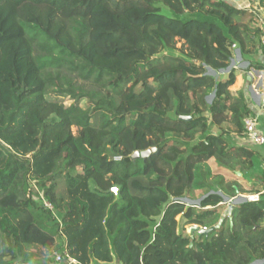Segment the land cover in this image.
Returning a JSON list of instances; mask_svg holds the SVG:
<instances>
[{"label":"trees","instance_id":"trees-1","mask_svg":"<svg viewBox=\"0 0 264 264\" xmlns=\"http://www.w3.org/2000/svg\"><path fill=\"white\" fill-rule=\"evenodd\" d=\"M254 22L231 0H0V264H47L31 251L55 248L68 264L264 261V160L233 147L253 113L227 94L237 71L221 74L234 44L243 56L262 47ZM212 163L242 176L216 188ZM220 190L261 198L227 227L180 234V216L219 223ZM197 191L200 213L181 201Z\"/></svg>","mask_w":264,"mask_h":264},{"label":"crops","instance_id":"crops-1","mask_svg":"<svg viewBox=\"0 0 264 264\" xmlns=\"http://www.w3.org/2000/svg\"><path fill=\"white\" fill-rule=\"evenodd\" d=\"M238 2L243 6L246 5L245 0H238ZM253 9L256 11L254 12L256 16L262 15L264 17V6L261 5L260 2H258V5L257 3H255ZM255 22L258 23L257 18ZM253 25L254 24H252V26ZM257 25H259V23ZM255 41L257 45H259V37L255 38ZM251 51V53L247 54L246 56H243L240 50V52L236 54L235 59H233V64L231 65V68L235 69L236 67H238V71L236 72V82L232 87L228 89L227 94L232 104H240L246 102L249 109L253 113L252 116H256L260 112L259 110L262 105L264 95V69H258V66H264V49L258 46L257 49ZM259 123L260 130L264 134V116H259ZM232 138L234 148L242 147L252 149L259 155H261L262 159L264 160V146L255 145L252 141L249 140L247 135L246 137H238L235 134H232ZM248 179L249 180L246 179V182L244 183L246 185L240 182L244 189H248V185L253 183L250 176H248ZM252 195H258L259 198H261L260 194L254 193H242L239 194L237 197L244 198ZM221 196H227L233 199L232 197L224 193Z\"/></svg>","mask_w":264,"mask_h":264},{"label":"rangeland","instance_id":"rangeland-1","mask_svg":"<svg viewBox=\"0 0 264 264\" xmlns=\"http://www.w3.org/2000/svg\"><path fill=\"white\" fill-rule=\"evenodd\" d=\"M245 1H246V5L245 6H242V7L243 8L250 9V10L256 12L253 9V6H254L255 3H257V5H258V2H260V0H245ZM247 12L250 15H252L253 21H256L257 16L255 15V13H250L249 11H247ZM182 47H183V43L180 42L177 45V48L178 49H181ZM238 48H239V46L237 45V48L234 49V55L235 56H234L233 59H235L236 54L238 52H240V50H239L240 48L239 49ZM165 55H169V56H179L180 53L178 51H172L171 50V51H166V52L160 54L157 57L158 58H161V57H163ZM232 64H233V60L231 62V65ZM235 70L238 71V67H236ZM230 71L231 70L228 69L227 71H222L221 74L229 73ZM209 74L210 75H213V76H216L217 75V74H211V72H209ZM77 82L80 85H84V87H86L87 90L92 89L93 88V85H94L91 82H85V81H83L81 79H77ZM212 101H213V99L210 100V101H208V103H212ZM60 102L64 103V105L66 107H69L72 104V101L69 98H65L63 100H60ZM81 105H82V107L86 108L89 105L88 104V100L82 101L81 102ZM225 127L226 128L229 127L231 130H234V127L232 125L226 124ZM72 131H73L74 134H77L78 129L77 128H73ZM213 132L216 133V134H219V130L217 128H214ZM211 167H212V170H213V178L210 179L209 182L213 186H215L216 188H219V189H221L222 187H224L228 182H231V181H234L235 180V174H234V172L237 171L236 172L237 175L241 174L238 171L239 169H234V170L224 169V168H221L220 166H217L215 163H212L211 164ZM139 169H140V164L139 163H135L134 161H132L131 164L129 165L128 172L129 173H133V172H135V171H137ZM120 171L122 172V169H120ZM123 174H125V173L122 172V175ZM241 175H239V176H241ZM244 178H245L244 181H241L242 184H244L246 182V179L249 180L248 177H244ZM244 185H246V184H244ZM33 188H34V186H33ZM64 193H66V183H65L64 180H62V181H60V184H59L58 194L61 195V194H64ZM212 194H214V193L212 192ZM218 195H220V196L223 195V193H222L221 190L218 192ZM205 197H206V193L204 191H197V192H194L190 197H188L186 199H183L181 201H182V203H184L186 205L187 208H194V211L196 213H200L201 212L200 203H201V200H203ZM221 197L224 198V197H227V196H221ZM247 197H244V198L247 199ZM237 198L238 197L233 198V199L230 198V201L229 202H226V201L223 200L224 201L223 202L224 205L219 210V215H220L219 222H220L221 218L223 217L224 213L226 212L229 203H231V201H233V200H236ZM238 199H240V198H238ZM40 201L43 202L42 199H40ZM42 202H41V204H42ZM246 202H249L248 199L246 201H243L242 199H240L239 201L236 202L237 203L236 205L239 206L240 204H243V203H246ZM178 220H179V229H178V231H179L180 234H182L184 236H194L195 234H197V233H193V234L191 233L190 229H191V227L193 225H187L186 224L187 221H186V219L183 216H180L178 218ZM228 220H229V218H226L225 221H224L225 227L228 226ZM31 253H34L35 255L42 254L41 255L42 256V260L44 262H46L47 264H59V263H57V261L55 259V254H59L57 252L56 248L53 249V250H51L49 253L46 252V251H44V250H40V249H33L31 251ZM61 264H68V262L67 261H64ZM256 264H264V261L262 263H256Z\"/></svg>","mask_w":264,"mask_h":264},{"label":"built area","instance_id":"built-area-1","mask_svg":"<svg viewBox=\"0 0 264 264\" xmlns=\"http://www.w3.org/2000/svg\"><path fill=\"white\" fill-rule=\"evenodd\" d=\"M234 4H236V6L244 11H249L250 13H254V11L247 9V8H243L238 0H231ZM257 20L258 23L260 25V27H262L264 29V17L262 15H258L257 16ZM261 46L264 49V36H262L261 38ZM237 48V44L233 45V49ZM260 112L256 115V116H250L245 118L244 120V125H245V131H246V135L248 136L249 140L252 141L255 145L257 146H264V134L261 132L260 130V123H259V116H264V95H263V100H262V105L260 107ZM116 161H121L122 158L121 157H117L115 158ZM111 192L114 195H118L119 190L118 188L114 187L111 189ZM249 202L252 203H257L260 201V198L258 195H252L249 196L248 198ZM43 204L46 208H48L49 210H53V206L46 200L43 201ZM63 255H66V253H64ZM62 254H55V259L57 261V263H62L64 261V256ZM69 264H76V261L74 260H69Z\"/></svg>","mask_w":264,"mask_h":264},{"label":"water","instance_id":"water-1","mask_svg":"<svg viewBox=\"0 0 264 264\" xmlns=\"http://www.w3.org/2000/svg\"><path fill=\"white\" fill-rule=\"evenodd\" d=\"M230 69H231V67L229 68V70ZM210 72H211V74H215V72H213V71H210ZM214 97H215V94H212L211 96H209L207 98V100L210 101V100L214 99ZM180 120L190 121V120H192V118L191 117H180ZM152 153H158V150H155L154 149V150H149V151H146V152H137V153H135L133 155L132 158H133V160H138V159L145 160L147 158H150L151 155H152ZM239 175H241V174H239ZM238 198L242 199L243 201H246L247 200V199L242 198V197H238ZM238 198L236 200L231 201V203H229L226 212L224 213V215L221 218L220 222L215 227H212L210 229H207V228H202L200 226H192L191 229H190L191 233L192 234L193 233H199L200 235H208V234L214 232L215 230H218L222 226V224L224 223V221H225L226 218L232 219L233 211L237 207V205H236L237 203L236 202L240 200ZM224 201L229 202L230 201V198L229 197H224ZM262 262L263 261H257V262H255L253 264L262 263Z\"/></svg>","mask_w":264,"mask_h":264}]
</instances>
